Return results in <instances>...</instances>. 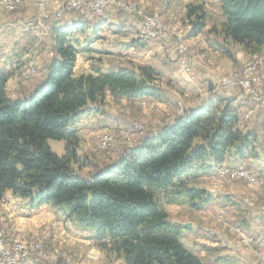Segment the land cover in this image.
Instances as JSON below:
<instances>
[{
	"label": "trees",
	"instance_id": "trees-1",
	"mask_svg": "<svg viewBox=\"0 0 264 264\" xmlns=\"http://www.w3.org/2000/svg\"><path fill=\"white\" fill-rule=\"evenodd\" d=\"M218 4L223 20L207 31L211 47L230 59L231 46L264 56V0ZM186 10L192 18L189 36L196 37L206 12L200 4H188ZM76 28L50 29L53 58L45 80L31 93L10 98V74L0 71V199L9 192L30 209L47 205L76 228L92 231L98 248L123 264H203L181 243L188 230L173 223L164 206L203 209L212 197L187 173H212L226 161L257 157L264 150V123L262 138L254 129L243 132L233 101L214 97L145 133L97 174L79 176L74 166L81 138L70 123L99 112L93 106L103 105L106 96L167 102L170 86L151 66L128 60L106 71L97 63L90 73L74 74L80 52ZM48 139L63 140L64 154L53 153ZM105 236L108 242L102 241Z\"/></svg>",
	"mask_w": 264,
	"mask_h": 264
},
{
	"label": "crops",
	"instance_id": "crops-1",
	"mask_svg": "<svg viewBox=\"0 0 264 264\" xmlns=\"http://www.w3.org/2000/svg\"><path fill=\"white\" fill-rule=\"evenodd\" d=\"M138 1L142 5H148V2L151 3L153 0ZM177 1H183L184 4L188 3L187 0ZM203 7H206L205 11L209 13L207 5H203ZM184 10L182 7V11ZM32 13H35L32 7L21 9L16 13V18L5 20L6 25L3 24L4 20L0 22V71L10 74L12 69L15 70L13 76L10 75L7 81L8 94L9 85L11 87L13 85L14 88L19 87L16 85L17 81L14 76L16 75V67L30 61L39 62L43 66L42 73L30 84L31 88H28L30 92L43 82L47 74V64L52 58L45 49L43 50L42 40L40 41L30 34L18 32L15 28L26 17L34 15ZM162 15L163 17L167 16L166 13H162ZM220 17V21H222L221 14ZM102 19L101 24L91 26L94 24L89 25L81 18L78 20L77 15L67 14L59 22L50 26V28L59 30L72 27L79 28V34L74 36L75 47L80 51L77 55L74 74L90 73L92 65L97 63L103 71H106L112 67L111 64L115 63L113 61L118 62L120 59H127L143 66H151L158 72L163 83H169L178 90V92L174 90L169 95L167 94V102H160L153 98H140L134 101H146L147 104L155 105L154 108L146 112L147 120L150 119L149 121L154 124L156 122L155 126L171 122L176 114L187 110L189 107L197 106L214 97H221L232 100L238 113L251 109L252 114L248 118L240 117L239 129L243 132L254 129L259 134V138L263 137L264 90L246 91L237 86L221 88L218 79L219 67L226 66L235 70L236 68L242 69L248 63L244 62L245 58L242 52L237 51L229 59L211 48L205 35L202 38H200V34L188 38L186 40L187 45H193L198 49V51H194L195 53L192 52L194 62L198 64L199 69L204 67L205 74L200 77L195 69L186 70L184 66L186 60L184 56H180V53L174 54L176 48H173V44L142 40L145 43L141 42L138 45L129 46L130 40L141 38L142 24L138 19L127 14L118 15L111 10L107 11ZM10 21L11 23L16 21V24H10ZM7 25L12 27L11 31L7 30ZM204 28L208 29L209 27L205 26ZM43 43L46 46L50 45L45 41ZM165 63L168 64L165 65ZM11 65L14 67L12 68ZM213 65L218 66L213 68ZM259 73L264 74V66L259 68ZM209 85L214 89L210 91ZM15 96H19V94H15ZM109 97L106 96V100ZM92 113L103 114V110ZM88 116L84 114L78 121L72 122L71 129L80 134L82 131L81 124ZM239 164L246 166L250 164L256 172H264V150L260 151L257 157L246 158L238 164L232 163V166ZM76 172L79 176L88 177L97 174L99 170L89 172L88 175L80 173L77 169ZM187 175L193 180L206 181L211 173L198 171L197 173L188 172ZM204 184L205 182L200 184V187L203 190L212 191L210 195L212 200L203 209L195 210L185 204H167L164 206L173 223H192L191 229L183 232L180 240L184 242L188 250L201 259L203 264H264V250L259 248L257 250L242 249L236 245L231 232L233 226L240 225L250 227L251 231L264 234V193L262 190L243 181L215 188L205 187ZM171 212H174V217L171 216ZM0 226L5 232L7 231V234L16 230V233L21 235L32 234L34 236L43 234L39 230L42 227L45 230L51 228L54 233L51 239L52 244L63 246L85 248L90 243L94 246L95 242L92 231L76 230L65 216L51 210L47 205L30 209L24 201L9 192L0 199ZM7 226H10V230ZM6 233L5 235H7ZM95 253L101 257L98 251ZM88 262L94 264V262ZM113 264H123V262L119 259Z\"/></svg>",
	"mask_w": 264,
	"mask_h": 264
},
{
	"label": "rangeland",
	"instance_id": "rangeland-1",
	"mask_svg": "<svg viewBox=\"0 0 264 264\" xmlns=\"http://www.w3.org/2000/svg\"><path fill=\"white\" fill-rule=\"evenodd\" d=\"M41 4H39V2ZM69 0H26L23 1L20 5H18L15 9L14 8H4L0 5V22L1 20H4V25H6V21L10 20L11 18H16V13L19 12L21 9L25 8H33L35 13H32L34 15H30L26 17L24 20L19 22L17 26L15 27L18 32L20 31V26L27 20L33 19V20H39L44 23V25L48 26V29L45 31H39V37H36L35 35H32L33 37L39 39L41 41V44L44 45L43 50L45 49L50 57L53 58V53L50 50L51 46V37H50V26L53 24L51 20L55 17V9L59 5H65ZM91 0H84V2H89ZM124 2L125 4H133L134 5V12L132 13H125L121 11L120 9L115 8L114 6H109L108 8L104 9V14H106L107 11L111 10L115 14H127L128 16H132L135 19H138L140 23L142 24L143 31V23L145 21V18L147 17H153L155 16L156 19L159 21L161 32L159 33V37L156 38H144L141 35V38H144L143 40L148 41H158V43L162 42L165 44H173V48L175 47L176 50H174V54L180 53V56L185 58V64L184 66L189 71L192 69H195L196 72L199 74V76H203L205 74L204 67L198 68V64H196L192 58V52L198 51L197 48H195L193 45H187L188 42L186 40L190 38L189 31H190V23L192 18L186 17V6L188 4H200V5H207V8L209 10V13H206V21L205 26H208L209 28L213 25H218L221 21L220 17V10L218 9V0H187L188 3H183V1L179 2L177 0L171 1V0H153L151 3L148 2V5H142L139 3L138 0H120ZM173 3V4H172ZM182 7H184V11H182ZM204 8V7H203ZM206 8V7H205ZM204 8V10H206ZM206 12V11H205ZM162 13H166L167 16L162 15ZM67 14H74L77 15L78 20L80 19V16H78L77 12H70V11H64V14L62 18ZM105 17V16H104ZM103 17L98 18L95 21H85V19L81 18L85 23L95 26L102 23ZM6 20V21H5ZM98 22V23H97ZM97 23V24H95ZM10 24H16V21ZM7 30L11 31L12 27L7 25ZM14 28V29H15ZM208 28V29H209ZM180 29H182L180 31ZM208 29H203V31L200 33V38L205 35L206 41L208 43V37H207V31ZM79 34V32H75L74 36ZM142 34V33H141ZM45 41L47 44H50L49 46H46ZM143 41L142 43H145ZM155 43V42H154ZM209 44V43H208ZM210 45V44H209ZM211 46V45H210ZM45 47V48H44ZM212 48V47H211ZM231 53L234 55L237 51L242 52L244 54V62H248L242 69L236 68L235 70H231L230 68L226 66H221L218 68V79L221 83V81L227 77H231L234 79V82L231 86H237L240 89L244 90L239 84H237V78L241 77L243 74L244 68L251 62H253L255 59H260L262 62L260 65L257 66L254 73L250 75L251 79L259 78L257 81L251 80V88L252 90L258 89L259 91L264 90V74L259 73V68L264 66V56L258 55V56H249L245 54L239 47L231 46ZM170 50V48H169ZM50 51V52H49ZM195 53V52H194ZM219 54H222L218 52ZM222 56L226 57L222 54ZM51 58V59H52ZM228 58V57H226ZM50 59V60H51ZM230 59V58H229ZM49 60V61H50ZM122 60L127 59H120L118 62ZM129 61V60H128ZM115 64L117 63L116 61ZM49 63V62H48ZM137 64V63H135ZM168 63H165V65ZM29 65H32L34 68V72L32 74H29L28 77H26V71L28 70L27 67ZM48 65V64H47ZM93 66V65H92ZM201 66V65H200ZM218 65H213V68H215ZM12 67V65H11ZM14 67V65H13ZM12 67V68H13ZM209 67V66H208ZM16 69V85L19 87L14 88L9 85V97L12 99L20 98L25 96L28 93H31L32 91H28V88H31L32 82L36 80V77L39 76V74L42 73L43 66L39 62H25L22 65L15 68ZM15 71V70H14ZM13 69L10 73L11 76H13ZM45 80V78H44ZM43 80V81H44ZM14 82V81H13ZM15 83V82H14ZM11 84V83H10ZM170 87L168 89V95L172 93V91L176 90L174 86L167 83ZM212 87L211 85H209ZM230 87V86H229ZM228 87V88H229ZM7 88V83H6ZM14 88V89H13ZM214 89V88H213ZM262 89V90H260ZM178 92V90H176ZM8 92V91H7ZM15 94H19V96H15ZM184 98V97H183ZM108 100H104L103 105H94L93 108H98L97 110H103V114H94L92 112L86 113L88 118H85L84 122H82V131L80 134V144L78 149L79 158L77 163L75 164L74 168L77 169L82 174H87L89 172L101 170L103 167H105L108 164L114 163L124 152V150L128 147L133 146L138 139L144 135L145 133H148L149 131H154L158 126H155L154 123L147 120L146 112L149 109H152L155 107V105L147 104L146 101H138L134 102L135 100H126V99H117L114 100L111 97L107 98ZM186 99V98H185ZM152 107H151V106ZM250 111V112H248ZM97 112V111H96ZM238 113V112H237ZM240 117L248 118L252 114V110L248 109L245 110V113H238ZM153 125V126H152ZM72 123L69 125V129L72 127ZM161 126V125H160ZM77 132V131H76ZM47 144L50 148V150L55 153L56 155H63L64 154V141L63 140H53L48 139ZM225 166H231L234 168H241L243 166L244 168L248 170H252L255 172V174H262L264 172H256L253 167L246 166V165H233L232 163H224ZM220 166L215 167V170L211 174H216L217 170L219 171ZM241 171V170H239ZM77 173V172H76ZM95 175V174H94ZM208 176V179L206 181L202 180H195L197 184H204L206 187H221L226 184H232L238 181H243L250 183L257 188L261 189L264 193L263 189L246 179H236V180H228V179H219L214 180ZM194 181V182H195ZM59 213V212H58ZM61 215V214H60ZM171 216L174 217V212H171ZM66 218V216H65ZM70 222V221H69ZM70 224L76 229V230H82L76 228L71 222ZM13 225L14 221H13ZM240 226V225H238ZM10 226H7V228ZM250 233L253 234H259L263 235L262 233L251 231L250 227H244L241 226ZM0 226V232L3 237V242L7 248H10L13 246L14 242H21L24 243L26 246V251L28 252L30 256V261L27 260L25 263L33 264L35 262H40V264H61L65 260H69L72 264H92L88 261L94 262V264H113L119 259H110L105 253H103L97 246V244L94 242V246L92 243L87 245L85 248L75 247V246H63L59 244H52L51 239L54 235L53 231L50 229H43L40 228V232L42 235L34 236L30 234L21 235L20 233H16V230L10 231L9 234L5 232V230ZM38 230V231H39ZM90 231V230H89ZM7 235H5V233ZM231 232L234 236V240L237 246L241 247L242 249H261L264 250V247L257 246L254 244L250 245H241V243L237 240V235L234 233V231L231 229ZM46 235V237H45ZM103 242H108V240H102ZM181 241V240H180ZM181 243L185 246L184 242L181 241ZM186 247V246H185ZM187 248V247H186ZM93 249V251H92ZM76 250V251H75ZM76 253H75V252ZM98 251L101 254L98 255L95 253Z\"/></svg>",
	"mask_w": 264,
	"mask_h": 264
},
{
	"label": "built area",
	"instance_id": "built-area-1",
	"mask_svg": "<svg viewBox=\"0 0 264 264\" xmlns=\"http://www.w3.org/2000/svg\"><path fill=\"white\" fill-rule=\"evenodd\" d=\"M23 1L26 0H0V5L4 8H16ZM39 2V1H38ZM41 4V2H39ZM109 6H114L117 9L125 13L134 12L133 4H125L120 0H91L89 2H84V0H69L65 5H59L55 9V17L52 23L59 22L62 19L64 11L77 12L80 18H88L90 21L93 19L104 17V9ZM160 24L155 16L145 18L143 23V31L141 36L144 38H156L159 37L161 29H159ZM48 29L47 25H44L42 21L39 20H27L20 26V32L24 34H32L39 37V31H46ZM260 59H255L253 62L249 63L243 70L242 76L237 78V84H239L244 90H252L250 75L255 72L258 65L261 64ZM26 77L34 72L32 65L27 67ZM187 70V69H186ZM259 78H256L257 81ZM254 80V81H255ZM259 81V80H258ZM234 82V79L227 77L223 79L220 83L221 88H228ZM245 113V112H243ZM220 166V173L211 174V178L214 180L228 179L236 180L239 178L246 179L257 185H259L264 191V173L255 174L254 171L248 170L241 166V171H231V166H225L224 164L217 165ZM232 230L237 235V240L241 245L254 244L257 246L264 247V236L259 234H253L244 229L241 226H233ZM102 240H109L107 236L102 238ZM30 261V256L26 251V246L21 242H14L13 246L7 248L3 242V237L0 232V264H23ZM33 264H40V262H35ZM61 264H72L69 260L63 261Z\"/></svg>",
	"mask_w": 264,
	"mask_h": 264
},
{
	"label": "water",
	"instance_id": "water-1",
	"mask_svg": "<svg viewBox=\"0 0 264 264\" xmlns=\"http://www.w3.org/2000/svg\"><path fill=\"white\" fill-rule=\"evenodd\" d=\"M208 196L211 195V190H204ZM211 197V196H210ZM178 226H180L181 228L183 229H186V230H190L191 227H192V223L191 222H178L176 223Z\"/></svg>",
	"mask_w": 264,
	"mask_h": 264
},
{
	"label": "bare ground",
	"instance_id": "bare-ground-1",
	"mask_svg": "<svg viewBox=\"0 0 264 264\" xmlns=\"http://www.w3.org/2000/svg\"><path fill=\"white\" fill-rule=\"evenodd\" d=\"M100 18V17H99ZM83 19H85V21L87 22V21H90V19H88V18H83ZM98 18H96V19H93L92 21H95V20H97ZM91 21V22H92ZM239 170H241V168H234V167H231V171H239ZM217 173H220V169H219V171L217 170Z\"/></svg>",
	"mask_w": 264,
	"mask_h": 264
}]
</instances>
